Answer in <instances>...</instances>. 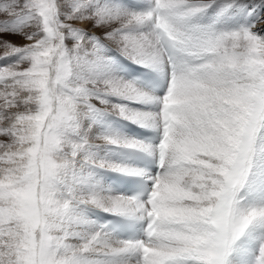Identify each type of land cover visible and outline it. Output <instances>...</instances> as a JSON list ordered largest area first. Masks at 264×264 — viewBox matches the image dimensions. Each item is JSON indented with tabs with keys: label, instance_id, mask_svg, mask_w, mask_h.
I'll return each instance as SVG.
<instances>
[{
	"label": "snow or ice",
	"instance_id": "snow-or-ice-1",
	"mask_svg": "<svg viewBox=\"0 0 264 264\" xmlns=\"http://www.w3.org/2000/svg\"><path fill=\"white\" fill-rule=\"evenodd\" d=\"M0 264H264V0H0Z\"/></svg>",
	"mask_w": 264,
	"mask_h": 264
},
{
	"label": "bare ground",
	"instance_id": "bare-ground-1",
	"mask_svg": "<svg viewBox=\"0 0 264 264\" xmlns=\"http://www.w3.org/2000/svg\"><path fill=\"white\" fill-rule=\"evenodd\" d=\"M15 39H18V38H15ZM22 42V41H21Z\"/></svg>",
	"mask_w": 264,
	"mask_h": 264
},
{
	"label": "rangeland",
	"instance_id": "rangeland-1",
	"mask_svg": "<svg viewBox=\"0 0 264 264\" xmlns=\"http://www.w3.org/2000/svg\"><path fill=\"white\" fill-rule=\"evenodd\" d=\"M15 39V38H14Z\"/></svg>",
	"mask_w": 264,
	"mask_h": 264
}]
</instances>
